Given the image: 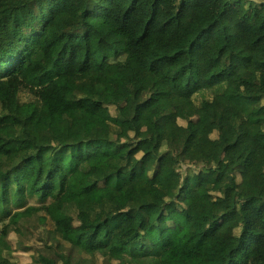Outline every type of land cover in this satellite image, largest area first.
Segmentation results:
<instances>
[{
  "label": "trees",
  "instance_id": "1",
  "mask_svg": "<svg viewBox=\"0 0 264 264\" xmlns=\"http://www.w3.org/2000/svg\"><path fill=\"white\" fill-rule=\"evenodd\" d=\"M17 214L30 264H264V3L0 0Z\"/></svg>",
  "mask_w": 264,
  "mask_h": 264
},
{
  "label": "rangeland",
  "instance_id": "2",
  "mask_svg": "<svg viewBox=\"0 0 264 264\" xmlns=\"http://www.w3.org/2000/svg\"><path fill=\"white\" fill-rule=\"evenodd\" d=\"M80 107L90 110L93 108L89 102L81 101L79 103ZM32 207H29L28 210H31ZM47 212H55L58 209H49L45 208ZM26 211V210H25ZM24 211V212H25ZM17 214L15 217L7 218L5 220L0 221V264H30V257L28 256L29 252H22L19 250L18 246L20 245V237L21 229L18 226ZM37 229L42 231L41 225L37 226ZM39 233V232H38ZM168 241V240H167ZM172 242L170 241L167 244H164V249L170 248ZM38 260L36 257H34ZM34 264H37L34 261Z\"/></svg>",
  "mask_w": 264,
  "mask_h": 264
},
{
  "label": "water",
  "instance_id": "3",
  "mask_svg": "<svg viewBox=\"0 0 264 264\" xmlns=\"http://www.w3.org/2000/svg\"><path fill=\"white\" fill-rule=\"evenodd\" d=\"M256 2H262V3H264V0H255Z\"/></svg>",
  "mask_w": 264,
  "mask_h": 264
}]
</instances>
